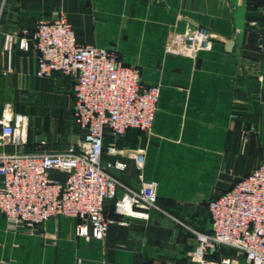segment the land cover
I'll return each mask as SVG.
<instances>
[{"label": "crops", "instance_id": "crops-1", "mask_svg": "<svg viewBox=\"0 0 264 264\" xmlns=\"http://www.w3.org/2000/svg\"><path fill=\"white\" fill-rule=\"evenodd\" d=\"M60 16L80 44L117 48L126 64L141 69L144 84L160 87L152 131L108 136L103 164L123 163L124 170L108 172L134 191L143 182L157 183L162 211L119 216L109 200L106 213L116 223L103 240L77 237L76 219L61 217L28 230L13 229L0 214V264H197L192 230L211 233L207 204L251 173L260 163L254 156L264 150V0H5L0 118L26 116L30 130H37L25 153L64 152L50 145L61 124L70 117L75 123L74 82L61 74L38 78L39 53L16 44L9 55L6 37ZM201 27L213 35L211 51L197 60L166 52L172 36ZM80 141L81 135L70 144ZM6 149L0 146V154L13 152ZM138 155L145 161L141 171ZM227 257L247 264L228 247L210 260Z\"/></svg>", "mask_w": 264, "mask_h": 264}, {"label": "built area", "instance_id": "built-area-1", "mask_svg": "<svg viewBox=\"0 0 264 264\" xmlns=\"http://www.w3.org/2000/svg\"><path fill=\"white\" fill-rule=\"evenodd\" d=\"M16 44L22 51L39 53L38 78L61 74L73 80L74 121L81 141L62 153H25V118L11 114L0 118V146L13 149L0 154V214L7 223L13 229L37 230L53 219H76L77 237L103 240L116 223L106 213L109 200H115L119 216L147 218L149 211H162L157 183L143 182L134 191L108 172L124 170L123 163L103 164L108 136L152 131L160 88L144 84L140 70L121 63L113 49L80 44L64 16L7 36L4 50L11 55ZM213 44L210 30L201 27L172 36L167 51L195 59L211 51ZM135 160L141 171L144 156ZM53 173L64 178H54ZM207 208L211 233L192 230L197 243L193 262L238 264L228 257L210 260L220 248L228 247L238 251L247 264H264V159L209 201Z\"/></svg>", "mask_w": 264, "mask_h": 264}, {"label": "rangeland", "instance_id": "rangeland-1", "mask_svg": "<svg viewBox=\"0 0 264 264\" xmlns=\"http://www.w3.org/2000/svg\"><path fill=\"white\" fill-rule=\"evenodd\" d=\"M4 1L5 0H0V21H1V16H2V13H3V7H4ZM66 18V17H65ZM67 19V18H66ZM109 49H113L116 53H117V57H118V59H119V61L121 62V63H123L124 65H126V66H129V67H135V68H137V69H139L140 70V72H141V75H142V71H141V69L139 68V67H137V66H132V65H130V64H126L125 62H124V60L122 59V56H121V54H120V52L118 51V49L117 48H115V47H108ZM167 49H168V44L166 45V52L168 53V51H167ZM169 55H170V53H169ZM200 55V54H199ZM199 55H198V57H199ZM174 56V55H173ZM176 56H178V55H176ZM181 57H185V56H181ZM198 57L197 58H195V59H193V60H197L198 59ZM186 58H189V59H192V58H190V57H186ZM149 86V85H148ZM157 87H159V86H157ZM160 88V87H159ZM161 90V89H160ZM23 118H25V121H28V119H27V117L26 116H23ZM59 131L57 132V139L55 140V142L54 143H52V146L50 145V148H52V150H63V151H66L67 150V147L69 146V145H71L70 143H74L78 138L80 139V133L77 131V129H76V126H75V123L73 122V120L71 119V117H70V119L67 121V123H65V124H61L60 126H59ZM36 131L37 130H34L33 129V131H31L30 130V126L29 125H27V130H26V139H27V144L25 145V146H27L28 145V141H29V137L30 136H33V137H36ZM71 134H74V136L73 137H75L76 138V140H72V141H70L69 140V137H70V135ZM2 141V139H1V136H0V142ZM25 148V147H24ZM10 148H7L6 150H9ZM261 153H260V155L259 156H254V161H259V162H261L262 160H263V158H264V150L261 148ZM255 167V166H254ZM255 169V168H254Z\"/></svg>", "mask_w": 264, "mask_h": 264}, {"label": "water", "instance_id": "water-1", "mask_svg": "<svg viewBox=\"0 0 264 264\" xmlns=\"http://www.w3.org/2000/svg\"><path fill=\"white\" fill-rule=\"evenodd\" d=\"M233 47H234V44H233V43H230V44L228 45L227 49H226L227 52H228V53L232 52Z\"/></svg>", "mask_w": 264, "mask_h": 264}]
</instances>
